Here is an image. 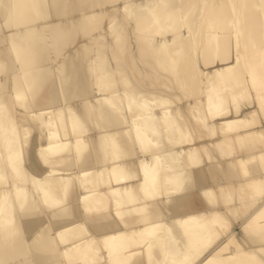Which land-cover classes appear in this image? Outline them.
Here are the masks:
<instances>
[{
  "label": "bare ground",
  "instance_id": "obj_1",
  "mask_svg": "<svg viewBox=\"0 0 264 264\" xmlns=\"http://www.w3.org/2000/svg\"><path fill=\"white\" fill-rule=\"evenodd\" d=\"M1 71L0 264H264V0H0Z\"/></svg>",
  "mask_w": 264,
  "mask_h": 264
},
{
  "label": "rangeland",
  "instance_id": "obj_2",
  "mask_svg": "<svg viewBox=\"0 0 264 264\" xmlns=\"http://www.w3.org/2000/svg\"><path fill=\"white\" fill-rule=\"evenodd\" d=\"M94 20H96L95 18L93 19V21ZM41 20H38V21H35V22H40ZM89 23L90 24H92V19L91 20H89ZM100 31V28H97V29H95V32H99ZM81 43V40H78V41H75V43H73V45L71 46V47H69L66 51H64L62 54H60V56L59 57H62V56H64L65 54H67L68 55V53H69V51L70 50H72L73 49V47L74 46H76L77 44H80ZM10 57H13L14 59H16V57H20V55H18V54H16V53H11V56ZM21 58V57H20ZM95 63H93V65H94ZM28 66L27 65H25V63H21V65L19 66V71H21V70H24V69H26ZM130 70H132V69H130ZM5 73H6V71H1L0 72V81H1V79L5 76ZM58 73V72H57ZM135 73V77H134V79H135V81L137 80V73L135 72V71H131V74H134ZM88 74L89 75H91L92 76V79H93V82H92V84H91V86H92V90L94 91H96V92H98L99 90H100V92H101V90L102 91H104V90H109L107 87H105L104 86V84L103 83H101V81H100V75H102V69H101V67H99V68H97V69H91L90 70V68H89V71H88ZM59 77H60V75H56V77L55 76H52V79H55V78H57V79H59ZM20 79V78H19ZM211 82V80L210 81H206V80H203L202 82H199L198 80H193V81H190V83L187 85V87L188 88H191V91H190V93H191V95H195V93H199V95H202L203 97H205V99L207 98V96H205V94L203 93H201L200 92V86L202 87L203 86V89H204V91H207L209 88H210V83ZM29 88V87H28ZM27 88V92H28V94H27V97H26V93L23 95V98L20 96V97H18L17 98V100L15 101V109H16V111H17V113L18 114H21V113H23V114H26V113H29L30 111H31V109H29L27 106H29L28 105V102H30V105L31 106H36V104H35V101H33V100H35L37 97H39L40 95H41V91H39V90H37L38 88H34V87H32V88H30V89H28ZM11 91H12V89H11ZM15 96H17V93L16 92H14V97ZM26 97V98H25ZM30 99L28 102L26 101L27 99ZM210 98V96L207 98V99H209ZM200 124H201V121L200 120H197V119H193V124L191 123V125H192V127L193 128H195V126H198V127H200ZM43 126H47V125H45V124H43ZM46 128H49L48 126L46 127ZM9 130H12V129H14V127L13 126H10L9 128H8ZM50 129V128H49ZM33 135H34V133H32V131H28L27 130V132L25 131V130H20V131H15V132H12V133H10V134H8V138L7 139H10L11 141H16L17 143H20V142H22V144L24 145V148H23V153L21 154L22 156H23V158H25V160H23V158H21L22 159V161L24 162V163H26V162H28V160H27V158H28V154H29V149H31L32 148V137H33ZM157 150H159V149H157ZM39 154L37 155V157L39 158V160L41 161V163L44 165V163H46L47 161L46 160H48L49 158V156H53V157H55L56 156V152L55 151H53L48 157L47 156H45L43 153H40V152H38ZM12 154H16L15 152L14 153H12ZM40 154H42V157H41V155ZM237 159L238 158V156H236V155H234V153H233V156H231V157H229V161H231L232 159ZM31 179V174L30 173H26V174H23L22 173V171L21 172H15L13 175H12V182H11V185H24V184H27V182H28V180H30ZM237 192H238V190L237 189H233V194H237ZM243 195H241V197L239 198V200H238V204L239 205H243V210H241V212H242V214H241V216H239V220H242V219H245V218H247V216L251 213V209H247L248 207L246 206V204H248L247 203V200L249 199V197L247 196V193H245V192H243L242 193ZM206 197V196H205ZM67 204V202L66 201H64V202H62V203H60V204H57L56 206L57 207H59V206H63V205H66ZM89 209V208H88ZM112 210H114L115 212H118L119 210H120V208H116L115 206H113L112 208H111ZM121 217V215L119 214L118 215V213H116V218H120ZM230 221L232 222V226H231V228L229 227L228 229H226V231H225V229H222V232H224V234L222 235V237L220 238V240H218V242L217 243H219L220 241H221V239H223L226 235H228L229 233H231V232H233V231H238V232H242V231H240L241 229H240V227L238 226V225H235V221H236V219L235 218H233V216H232V218H230ZM234 226V227H233ZM218 233H220V232H218ZM216 243V244H217ZM234 244L233 243H231V245H230V247L229 248H227V250L229 249V250H235V248H234ZM103 249H105L104 247L99 251V250H93L92 252H91V254H90V256H89V258H93L94 256H96V257H99L98 255L99 254H101L102 253V250ZM76 258V257H75ZM102 260H100V259H98V260H96L95 262H94V264H97V263H100ZM179 264H181V263H179ZM182 264H188V262H186L185 260L182 262Z\"/></svg>",
  "mask_w": 264,
  "mask_h": 264
}]
</instances>
